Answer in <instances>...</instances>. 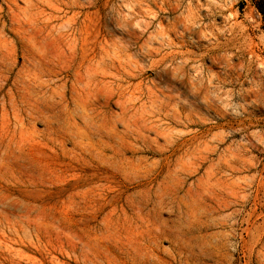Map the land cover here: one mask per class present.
Instances as JSON below:
<instances>
[{
  "label": "rangeland",
  "instance_id": "rangeland-1",
  "mask_svg": "<svg viewBox=\"0 0 264 264\" xmlns=\"http://www.w3.org/2000/svg\"><path fill=\"white\" fill-rule=\"evenodd\" d=\"M0 264H264L253 0H0Z\"/></svg>",
  "mask_w": 264,
  "mask_h": 264
},
{
  "label": "trees",
  "instance_id": "trees-1",
  "mask_svg": "<svg viewBox=\"0 0 264 264\" xmlns=\"http://www.w3.org/2000/svg\"><path fill=\"white\" fill-rule=\"evenodd\" d=\"M258 11L264 16V0H253Z\"/></svg>",
  "mask_w": 264,
  "mask_h": 264
},
{
  "label": "bare ground",
  "instance_id": "bare-ground-1",
  "mask_svg": "<svg viewBox=\"0 0 264 264\" xmlns=\"http://www.w3.org/2000/svg\"><path fill=\"white\" fill-rule=\"evenodd\" d=\"M24 1H25V0H24ZM168 13H169V12H168ZM70 24H71V23H70ZM74 37H75V36H74ZM74 37H73V38H74ZM223 47H224V46H223ZM218 49H219V48H218ZM224 49H225V48H224ZM224 49H223V50H224ZM153 50H154V48H153ZM214 51H215V50H214ZM194 55H195V54H194ZM151 71H152V70H151ZM86 74H87V73H86ZM146 74H147V73H146ZM86 76H87V75H86ZM30 77H31V76H30ZM88 77H89V76H88ZM141 77H142V76H141ZM139 78H140V77H139ZM136 79H137V78H136ZM54 84H55V83H54ZM94 84H95V83H94ZM24 91H25V90H24ZM37 100H38V99H37ZM127 103H128V102H127ZM32 104H33V102H32ZM125 106H126V105H125ZM69 118H70V117H69ZM73 119H74V118H73ZM89 142H92V141H89ZM76 144H77V143H76ZM96 151H97V150H96ZM110 155H112V154H110ZM110 155H109V156H110ZM125 155H126V154H125ZM120 157H121V156H120ZM123 157H124V155H123ZM127 157H129V156H127ZM127 157H126V158H127ZM130 157H131V156H130ZM130 157H129V158H130ZM129 158H127V159H129ZM119 160H121V159L119 158ZM129 160H130V159H129ZM131 160H132V159H131ZM140 160H141V158H140ZM114 161H115V159H114ZM129 162H130V161H129ZM143 165H144V164H143ZM137 167H138V166H137ZM144 167H145V166H144ZM138 169H139V167H138ZM139 170H140V169H139ZM128 179H129V178H128ZM148 181H149V180H148ZM141 184H142V183H141ZM127 185H128V184H127ZM146 205H147V204H146ZM109 250H110V249H109Z\"/></svg>",
  "mask_w": 264,
  "mask_h": 264
}]
</instances>
